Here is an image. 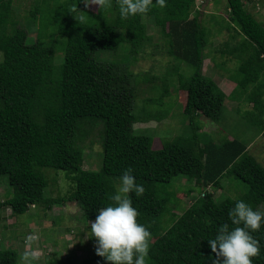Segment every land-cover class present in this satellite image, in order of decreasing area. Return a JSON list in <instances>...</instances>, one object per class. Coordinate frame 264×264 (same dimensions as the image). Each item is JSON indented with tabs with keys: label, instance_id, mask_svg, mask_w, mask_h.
<instances>
[{
	"label": "trees",
	"instance_id": "16d2710c",
	"mask_svg": "<svg viewBox=\"0 0 264 264\" xmlns=\"http://www.w3.org/2000/svg\"><path fill=\"white\" fill-rule=\"evenodd\" d=\"M226 1L229 19L217 22L233 39L240 37L226 41L221 50L239 62L229 75L236 83L230 95L204 71L205 48L213 32L203 23L196 0H167L164 9L153 6L147 14L128 19L120 17L115 0L97 11L86 0H64L52 9L54 29L47 36L65 39L58 69L57 44L47 41L44 32L29 42L27 30L15 19L13 0H0V175H8L13 187V195L0 200V207L18 215L31 206L76 202L86 222L91 221L97 209L112 203L115 181L131 168L136 182L145 187L142 197L133 195V206L138 222L151 232L149 264H212L215 254L208 239L215 237L220 224H230L228 211L234 203L244 200L258 209L264 202V165L249 151V143L238 137L207 139L195 122L203 114L220 123L226 99L240 94L252 109H238L239 114L264 137V22L247 8L252 0ZM146 16L154 18L166 38L167 53L187 66L186 71L176 67L175 73L179 88L187 93L184 114L191 120L190 129L163 140L159 148L154 147L153 136L135 128L143 120L134 112L137 81L130 63L153 38ZM149 113L147 119L159 117ZM88 117L104 120L100 170L84 167V152L75 141L78 122ZM47 167L66 171L75 182L68 194L45 195ZM178 175L195 179L200 187H221L224 177H235L247 190L237 199L220 200L208 190L200 191L162 232L169 198L160 184ZM253 235L261 244L254 264H264V227ZM96 260L110 264L100 256ZM19 261L18 250L0 247V264ZM46 264L74 261L54 252Z\"/></svg>",
	"mask_w": 264,
	"mask_h": 264
},
{
	"label": "rangeland",
	"instance_id": "374dc122",
	"mask_svg": "<svg viewBox=\"0 0 264 264\" xmlns=\"http://www.w3.org/2000/svg\"><path fill=\"white\" fill-rule=\"evenodd\" d=\"M63 1L13 0L15 19L19 26L27 30L28 41H36L39 32H44L47 41L57 44L56 69L63 62L62 46L65 39L63 40V36V38L53 36L55 39L47 36L51 37L50 31L54 29V25H50L52 9L58 4H63ZM86 2L95 11L100 6L99 0H86ZM200 3V0H196V6L202 10L201 19L213 32L205 48L204 71L230 95L236 83L229 75L235 72L239 62L235 57L221 50L226 41L236 42L240 37L233 39L231 33L226 28L221 29L217 22H222L225 18L229 19L226 0H209ZM246 5L259 20L264 22V0H252ZM145 21L148 32L153 38L151 43L136 55V58L131 59L130 63V69L136 74L134 79L137 81L134 112L143 120L137 122L135 128L139 132L153 136L154 147L159 148L163 140H171L177 135L187 134L190 129L191 120L184 114L187 93L179 88L175 73L176 67L179 71H186L187 66L167 53V40L154 18L146 16ZM122 54L123 50L115 53L116 57ZM109 56L112 57V54ZM2 59L3 53L0 51V61ZM236 96L226 99V109L220 123L203 114L198 115L195 122L200 126V131L208 135L207 139L213 137L216 141H220L223 137H238L249 143V151L264 165V137L238 112V109L251 110L252 104L245 100L244 95ZM150 111L159 114V117L147 119ZM104 137V120L88 117L78 122L75 141L84 152L85 168L101 169ZM43 171L49 180L46 196L66 195L73 189L75 182L67 176L66 171L50 167L44 168ZM118 183L119 179L115 181L116 187ZM160 185L164 187V195L169 198L166 213L161 221L162 232L171 226L173 215H180L199 197L200 191L208 190L220 200L237 199L247 190V185L235 177H224L221 187L213 185L200 187L195 179L188 180L183 175L174 177L170 183ZM12 195L13 187L9 183L8 175H0V200ZM258 209L264 212V202ZM36 235L37 239H34ZM90 236V221L86 222L83 211L76 202L56 204L52 208H45L42 205L31 206L26 213L18 215L13 214L9 207H0V247L18 250L20 264H46L54 252H58L62 257H73L74 264H96L97 244L95 238Z\"/></svg>",
	"mask_w": 264,
	"mask_h": 264
},
{
	"label": "clouds",
	"instance_id": "9594fccd",
	"mask_svg": "<svg viewBox=\"0 0 264 264\" xmlns=\"http://www.w3.org/2000/svg\"><path fill=\"white\" fill-rule=\"evenodd\" d=\"M115 2L122 19L145 15L153 6L161 9L167 6V0ZM99 4L110 7L112 0H99ZM132 171L131 168L123 171L111 197L112 203L97 209L95 219L90 221V237L96 240V254L110 264H149L150 260L151 232L138 222L139 212L133 206V195L142 197L145 187L136 182ZM228 219L230 224H220L215 237L208 239L215 254L212 264H254L253 258L261 254V244L253 233L264 227V212L244 200H237L228 211Z\"/></svg>",
	"mask_w": 264,
	"mask_h": 264
},
{
	"label": "crops",
	"instance_id": "0c3cea01",
	"mask_svg": "<svg viewBox=\"0 0 264 264\" xmlns=\"http://www.w3.org/2000/svg\"><path fill=\"white\" fill-rule=\"evenodd\" d=\"M26 250H29L28 248H25Z\"/></svg>",
	"mask_w": 264,
	"mask_h": 264
}]
</instances>
